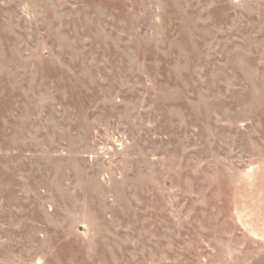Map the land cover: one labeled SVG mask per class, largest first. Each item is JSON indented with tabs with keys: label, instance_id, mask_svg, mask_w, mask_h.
I'll list each match as a JSON object with an SVG mask.
<instances>
[{
	"label": "rangeland",
	"instance_id": "374dc122",
	"mask_svg": "<svg viewBox=\"0 0 264 264\" xmlns=\"http://www.w3.org/2000/svg\"><path fill=\"white\" fill-rule=\"evenodd\" d=\"M264 162V0H0V264H246Z\"/></svg>",
	"mask_w": 264,
	"mask_h": 264
},
{
	"label": "crops",
	"instance_id": "0c3cea01",
	"mask_svg": "<svg viewBox=\"0 0 264 264\" xmlns=\"http://www.w3.org/2000/svg\"><path fill=\"white\" fill-rule=\"evenodd\" d=\"M234 211L242 229L264 243V162L253 167L238 183ZM246 264H264V251Z\"/></svg>",
	"mask_w": 264,
	"mask_h": 264
}]
</instances>
